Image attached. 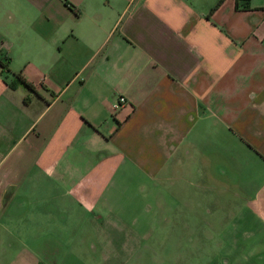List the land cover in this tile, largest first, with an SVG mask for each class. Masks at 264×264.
<instances>
[{
    "label": "crops",
    "instance_id": "crops-1",
    "mask_svg": "<svg viewBox=\"0 0 264 264\" xmlns=\"http://www.w3.org/2000/svg\"><path fill=\"white\" fill-rule=\"evenodd\" d=\"M146 187L202 264H264V0H0V264Z\"/></svg>",
    "mask_w": 264,
    "mask_h": 264
},
{
    "label": "rangeland",
    "instance_id": "rangeland-1",
    "mask_svg": "<svg viewBox=\"0 0 264 264\" xmlns=\"http://www.w3.org/2000/svg\"><path fill=\"white\" fill-rule=\"evenodd\" d=\"M169 199L165 192L151 195L146 187L136 204L111 202L115 207L111 215L119 212L118 220L113 217L108 225L101 219L91 222L88 217H81L79 222L67 221L56 228L59 242L45 233L39 247L47 255H62V260L57 259L61 264H202L200 256L206 255L199 251L202 244L186 243L181 225L173 229L155 221L161 218V209L168 208Z\"/></svg>",
    "mask_w": 264,
    "mask_h": 264
},
{
    "label": "trees",
    "instance_id": "trees-1",
    "mask_svg": "<svg viewBox=\"0 0 264 264\" xmlns=\"http://www.w3.org/2000/svg\"><path fill=\"white\" fill-rule=\"evenodd\" d=\"M14 81L20 82V83H22L24 86H26L27 88L32 89V85H31L29 82H27V81L24 79V77H23L19 72H15V73H14ZM9 84H10L11 86H13V85H14V82H10Z\"/></svg>",
    "mask_w": 264,
    "mask_h": 264
},
{
    "label": "built area",
    "instance_id": "built-area-1",
    "mask_svg": "<svg viewBox=\"0 0 264 264\" xmlns=\"http://www.w3.org/2000/svg\"><path fill=\"white\" fill-rule=\"evenodd\" d=\"M124 101V97L122 95H119L116 100H114L111 103V107L112 109H115L116 107H118L122 102Z\"/></svg>",
    "mask_w": 264,
    "mask_h": 264
}]
</instances>
